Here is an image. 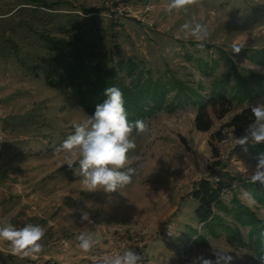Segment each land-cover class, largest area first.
<instances>
[{"label":"rangeland","instance_id":"1","mask_svg":"<svg viewBox=\"0 0 264 264\" xmlns=\"http://www.w3.org/2000/svg\"><path fill=\"white\" fill-rule=\"evenodd\" d=\"M104 1L0 0V141H8V196L15 189L23 194L29 212L36 213L35 223L44 222V243L49 248L58 241V246L65 244L62 235L49 234L48 227L57 221L75 224L81 211L88 212L93 223L85 222L99 241L88 253L89 261L112 230L119 229L144 242L142 249H131L143 256V264H189L192 255L208 254L211 246H230L233 264H264L248 245V228L236 224L231 211L233 205H243L264 221V208L247 191L248 186L264 190L251 182L250 175L264 143L249 144L245 152L234 145L232 130L224 128L235 114L264 103V0H196L171 14L166 8L169 0H140L153 6L151 27L130 20H100L92 14ZM192 17L209 29L203 49L181 31ZM76 40L94 52L105 68L130 60L154 80L174 79L203 97L215 84L221 86L234 66L251 93L239 102L230 89L235 86L234 75L230 77L227 96L236 99L221 120L209 109L212 127L205 133L195 129L196 107L191 105L146 119L155 139L132 133L137 147L130 150L128 165L136 167L133 158L139 155L143 169L120 189L122 194L89 192L65 164L64 154L55 152L74 134L73 125L90 115L53 62L59 51L49 50L48 42ZM233 45L242 46L238 54L232 52ZM218 131L226 138L222 142L211 140ZM202 180L228 186L222 194L226 210L216 214L227 226L237 228L244 245L231 241L225 232L209 235L196 221L197 203L191 193ZM14 196L16 202L23 199ZM169 225L175 235H169ZM65 262L57 255L14 259L0 251V264Z\"/></svg>","mask_w":264,"mask_h":264},{"label":"trees","instance_id":"2","mask_svg":"<svg viewBox=\"0 0 264 264\" xmlns=\"http://www.w3.org/2000/svg\"><path fill=\"white\" fill-rule=\"evenodd\" d=\"M48 44L49 50L59 51V54L53 58V62L65 75L64 80L67 86L74 90L78 104L90 115L94 114L98 104L107 99L104 94L105 89L108 86H117L123 93L129 121L137 119L146 121L162 110L173 113L178 108L191 105L196 107L194 127L198 132L205 133L212 127L209 109L218 120H221L230 112L236 97L239 102H242L246 96L249 98L251 93L250 88L246 87L245 79L236 74L234 66L229 69L221 86L218 83L215 84L209 96L203 97L196 90L174 79L154 80L149 71H144L130 60L105 68L96 61V54L88 52L87 47L79 40L48 42ZM233 75L236 82L230 89H234L236 97L229 98L226 88ZM171 94L173 96L169 98ZM252 119L251 108H245L235 114L224 128L231 129L235 137H240ZM134 132H136L135 129ZM225 139L221 131L211 136V140L216 142H222ZM258 153L261 154L264 151H258ZM213 154L217 157L216 149H213ZM227 188L228 186L222 181H200L191 193L192 199L197 203L194 216L198 224L205 228L207 234L217 236L225 232L231 241L244 245L237 228L227 226L216 214L218 210H226L222 202V194ZM247 191L264 208V190L248 186ZM231 211L236 224L248 228V245L253 247L256 255L264 258V221L257 219L254 213L243 205H233Z\"/></svg>","mask_w":264,"mask_h":264},{"label":"clouds","instance_id":"3","mask_svg":"<svg viewBox=\"0 0 264 264\" xmlns=\"http://www.w3.org/2000/svg\"><path fill=\"white\" fill-rule=\"evenodd\" d=\"M196 3V0H169L167 12L185 9L186 6ZM184 38L198 41V47L203 49L209 38V29L206 24L198 22L195 17L181 25ZM242 46H232L233 53H239ZM107 99L96 106L92 115L82 122L73 125L74 134L67 138L55 149L57 154L63 153L65 164L79 177V183L84 190L95 192L102 190L111 194L120 192V189L132 182L133 176L143 169L142 157L137 155L133 159L136 167L129 165V152L137 145L132 138L133 130L137 134H149V141L155 139V131L143 119L129 121L125 108L124 96L117 86H108L105 89ZM252 122L247 126L244 134L235 137L234 145L241 146L248 151V145L264 143V103L250 106ZM257 163L251 171V182L264 186V153L256 157ZM74 165H78L74 167ZM251 199V194H248ZM93 223L89 213L81 211V223ZM169 235H175L171 225L168 226ZM46 229L41 225L26 224L21 228L11 223L0 225V241L10 244L11 252L20 257H33L42 251L41 243ZM78 247L84 252H92L99 241L94 234L81 232L77 237ZM231 247L217 246L191 256L189 264H233L234 257ZM143 256L131 249L122 253L104 255L97 264H143ZM264 261V258L261 259Z\"/></svg>","mask_w":264,"mask_h":264},{"label":"crops","instance_id":"4","mask_svg":"<svg viewBox=\"0 0 264 264\" xmlns=\"http://www.w3.org/2000/svg\"><path fill=\"white\" fill-rule=\"evenodd\" d=\"M3 145V146H2ZM4 147V150H0V225L11 223L17 228H21L26 224L41 225L44 226V222L35 223L36 213L29 212L26 200L21 192H16V189L11 192V196H8V141H0V148ZM19 193V194H17ZM14 195H20L23 197L18 202ZM26 195V194H25ZM13 201V202H12ZM43 206V204H42ZM79 225V230H74L73 226L75 224H61L59 221L54 224L53 227H48L49 234L55 235L57 233L60 236L61 242L65 246H58L59 241L54 243V247L49 248L45 245L44 237L41 241L43 248L42 251L35 256V258L47 257L49 255H57L60 259L66 261L62 264H90L87 260L88 253H84L79 247V241L77 237L81 232L92 233V228L86 223H81V220H76L74 222ZM101 236V235H100ZM102 237V236H101ZM56 239V238H55ZM59 239V238H58ZM77 240V241H76ZM68 242V243H66ZM8 244V245H7ZM62 246V247H61ZM65 248V249H64ZM53 249V250H51ZM0 251L8 252V256L17 259L22 257L12 254L10 244L7 241H0ZM47 252V254H45ZM51 252L50 254H48ZM24 258V257H23Z\"/></svg>","mask_w":264,"mask_h":264},{"label":"built area","instance_id":"5","mask_svg":"<svg viewBox=\"0 0 264 264\" xmlns=\"http://www.w3.org/2000/svg\"><path fill=\"white\" fill-rule=\"evenodd\" d=\"M153 6L143 3L140 0H105L102 6L92 15L104 22H119L130 20L141 25L152 26L149 18ZM127 235L126 230L113 229L109 238L89 257L90 264H97V261L104 255L122 253L127 249H142L144 242L140 238L133 237V232Z\"/></svg>","mask_w":264,"mask_h":264}]
</instances>
